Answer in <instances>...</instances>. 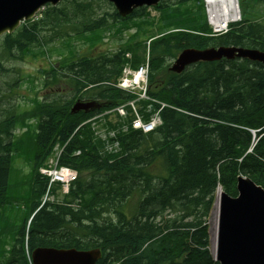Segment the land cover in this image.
<instances>
[{
    "label": "trees",
    "instance_id": "16d2710c",
    "mask_svg": "<svg viewBox=\"0 0 264 264\" xmlns=\"http://www.w3.org/2000/svg\"><path fill=\"white\" fill-rule=\"evenodd\" d=\"M165 1L155 7L159 16L153 22L147 8L125 18L116 11L93 16L89 3L66 0L67 8L46 6L40 18L0 40V70L7 72L3 61L47 59L55 52L61 59L48 72L42 70V87H65L72 94L69 99L35 98L33 109L21 114L13 105L0 110V209L5 206L11 152L20 143L13 131L28 118L38 119L31 167L36 195L25 223L45 190L38 169L52 147L65 143L96 112L128 98L112 84L126 53L133 68L142 62L147 40L149 95L175 108L161 111L162 124L155 131L144 135L130 130L121 136L119 155H98L101 144L90 128H79L61 162L78 173L64 204L37 211L27 233L23 223L3 263L5 254L0 255V264H28L25 242L30 251L99 249L96 264H218L209 252L205 223L217 188L234 198L237 177L243 176L264 190V65L221 60L198 63L181 74L169 72V67L187 48L235 46L264 52V24L241 13L240 22L212 37L202 0ZM246 1L238 0L239 7ZM156 25V33L147 31ZM131 29L134 34L115 51L100 50L102 33L121 39ZM180 29L186 32L176 31ZM140 35L147 40H138ZM75 39L85 44V52L75 51ZM76 101L107 106L71 114ZM76 150L79 156H73Z\"/></svg>",
    "mask_w": 264,
    "mask_h": 264
},
{
    "label": "water",
    "instance_id": "95a60500",
    "mask_svg": "<svg viewBox=\"0 0 264 264\" xmlns=\"http://www.w3.org/2000/svg\"><path fill=\"white\" fill-rule=\"evenodd\" d=\"M65 0H0V37L13 33L22 22L32 20L43 7L57 6ZM121 17L134 9L157 6L160 0H107ZM221 59H246L264 64V53L240 47H217L203 50L185 49L169 71L180 74L198 62ZM105 104L77 101L70 113H88ZM237 196L221 194L215 257L219 264H264V191L250 179L237 178ZM33 264H96L99 249L80 251L74 248H37L31 254Z\"/></svg>",
    "mask_w": 264,
    "mask_h": 264
},
{
    "label": "rangeland",
    "instance_id": "374dc122",
    "mask_svg": "<svg viewBox=\"0 0 264 264\" xmlns=\"http://www.w3.org/2000/svg\"><path fill=\"white\" fill-rule=\"evenodd\" d=\"M78 2L89 3L92 10L91 14L93 16H102L103 12L111 13L115 11L114 7L108 3L106 0H76ZM64 2L60 3L59 8H67L68 4L63 5ZM166 4H173V0H166ZM41 9L35 16L34 21L41 16ZM242 16L248 18L249 20H257L264 24V4L257 3L252 0L246 1L242 7ZM151 21L156 22L159 16L158 11L154 7H150L146 10ZM207 13L205 7V14ZM81 17V16H79ZM207 18V14L205 15ZM239 19V17H238ZM207 21V20H206ZM239 21V20H238ZM237 22V21H236ZM26 23V22H24ZM23 23V24H24ZM235 23V22H232ZM21 24V25H23ZM21 25L19 27H21ZM18 27V28H19ZM210 27H212L210 25ZM157 25L148 29V32L156 33ZM134 30V29H132ZM130 30V31H132ZM99 34V33H98ZM103 40L107 38V33L103 35ZM2 36L0 40L3 38ZM123 38V35L121 36ZM106 40V39H105ZM138 40H147V36L140 35ZM119 40L109 37V42L101 46L103 50H114L118 47ZM59 50L63 49L64 54L67 53L65 46L55 45ZM85 44L81 40L75 39V51L77 53H83ZM47 59H42L37 56L36 59L27 57L23 60L16 61H3V68L7 70L4 72L0 70V110L7 108L11 105L15 106L16 114H21L23 112H28L33 109V100L43 99L45 96L48 98L61 95L62 97L69 99L72 94L68 88L62 87L50 90L48 93L42 87V70L49 71L51 64L56 61H60L59 57L55 52L49 55ZM20 79L17 83L16 80ZM31 80V81H30ZM15 84V85H14ZM15 86L11 91L8 90L7 86ZM65 89V94H59L58 90ZM58 92V94H56ZM37 123L38 119L28 118L26 123L23 125H16L13 131V139L20 141L17 147H14L11 152V165L8 177V187L5 194V206L1 207L0 211V255L7 254L8 248L11 242L18 235V230L25 223V215L27 216L31 212V202L35 201V195L31 177V167L33 164L34 150H35V137L37 133ZM215 196L213 199L212 207L209 216L206 220L207 233L209 238V252L212 253V244L210 237V227L209 223L212 217ZM47 201L50 204H58L63 201V195L61 193L60 187L55 186L52 188V193L49 194ZM4 251V252H3ZM3 257V258H4Z\"/></svg>",
    "mask_w": 264,
    "mask_h": 264
},
{
    "label": "built area",
    "instance_id": "2783aa9c",
    "mask_svg": "<svg viewBox=\"0 0 264 264\" xmlns=\"http://www.w3.org/2000/svg\"><path fill=\"white\" fill-rule=\"evenodd\" d=\"M146 73L147 70L141 68L137 73H132L129 70L125 69L123 71V76L119 80V87L123 90L136 93L138 95V99H147L146 97ZM159 104V103H158ZM133 112L136 114L133 103H129ZM165 107L164 104H159V108L156 114L151 118L148 123H143V121L136 115L135 120L132 122L133 128L141 129L143 132L151 131L156 125L159 124V116L158 113ZM118 112L120 115L125 114L123 108H119ZM113 136V134H111ZM55 155L54 158L49 160L48 169L41 170V174L47 176L49 178V183L47 187V192L44 197V202L47 200L48 191L53 183H61L64 192H67L68 186L70 182H72L76 175L74 172L70 171L67 168L60 167L58 168V161L61 154V150L57 147L54 149Z\"/></svg>",
    "mask_w": 264,
    "mask_h": 264
},
{
    "label": "bare ground",
    "instance_id": "6f19581e",
    "mask_svg": "<svg viewBox=\"0 0 264 264\" xmlns=\"http://www.w3.org/2000/svg\"><path fill=\"white\" fill-rule=\"evenodd\" d=\"M204 2L206 4L209 23L214 27L216 31H222L228 26L229 23L236 22L238 20L239 10L236 5V0H204ZM169 109L175 108L169 105ZM96 153L98 154V152ZM220 195L221 188H218L215 196L213 207L214 210L209 222L211 224L209 233L212 244V257H215Z\"/></svg>",
    "mask_w": 264,
    "mask_h": 264
},
{
    "label": "flooded vegetation",
    "instance_id": "af4514ba",
    "mask_svg": "<svg viewBox=\"0 0 264 264\" xmlns=\"http://www.w3.org/2000/svg\"><path fill=\"white\" fill-rule=\"evenodd\" d=\"M50 90H52L51 88H49L46 93H48ZM59 94H65V89H63V91H61L60 89L58 90Z\"/></svg>",
    "mask_w": 264,
    "mask_h": 264
}]
</instances>
